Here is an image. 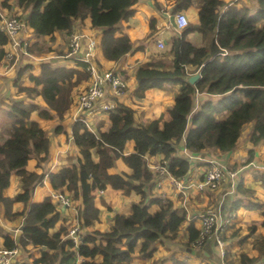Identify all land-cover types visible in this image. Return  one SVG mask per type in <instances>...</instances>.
I'll use <instances>...</instances> for the list:
<instances>
[{"label":"trees","instance_id":"1","mask_svg":"<svg viewBox=\"0 0 264 264\" xmlns=\"http://www.w3.org/2000/svg\"><path fill=\"white\" fill-rule=\"evenodd\" d=\"M10 1L1 0V7L10 9ZM15 1L22 13H28L26 23L37 37L69 33L75 21L89 19L93 29L102 31L100 47L105 60L118 62L133 51L129 38L117 34V25L133 16L132 8L138 0ZM174 1L172 15L192 5V0ZM250 1L255 3L253 10L232 5L221 12L225 0H203L197 24L189 23L174 35L167 51L160 54L170 60L151 59L135 69V97L142 98L150 89L179 85L164 122L162 117L136 121L134 110L117 101L115 110L108 114L110 126L106 131L91 132L80 121L72 125L77 164L49 173L47 181L54 192L79 198L75 223L80 230L78 242L69 236L70 227L53 231L59 221V207L50 197L40 203L31 201L34 190L43 186L45 175L28 170L27 163L32 155L36 168H40L49 155V138L34 118L62 120L72 104L74 90L87 82L90 74L83 62H74V68H53L44 62L36 77L29 74L28 66L20 68L14 87L22 99L5 106L6 123L0 116V217L20 216L22 235L14 240L0 228L3 246L29 253L25 264H132L138 246V257L146 259L155 251V243L173 238L185 221V213L174 209L170 201L153 196L156 176L148 169L146 158L159 156L168 162L167 170L173 177L182 178L188 174L190 163L176 156L182 139L190 155L198 156L205 150L226 154L236 147L243 127L252 123L250 144L264 142V0ZM194 34L200 36L201 46L189 41ZM7 42L0 33V60L5 56L1 47ZM199 70L195 85L183 81L184 76ZM26 80L31 86L25 85ZM197 95L204 100L193 109ZM128 141L134 142V151L125 155ZM118 159L130 174H108ZM12 175L19 181L20 192L7 198L3 191L10 186ZM259 181L264 188V172ZM102 182L124 196H139L131 212L114 214L110 229L104 232L94 228L99 217L94 192ZM235 192L241 198L231 202L230 212L240 208L257 211L263 218V236L252 241L256 257L240 254L231 263L225 254L224 263L264 264V204L242 182H237ZM15 204L22 206L19 214L13 213ZM151 206L158 208L153 214L149 212ZM187 232L190 243L198 238L199 230L193 226Z\"/></svg>","mask_w":264,"mask_h":264},{"label":"crops","instance_id":"2","mask_svg":"<svg viewBox=\"0 0 264 264\" xmlns=\"http://www.w3.org/2000/svg\"><path fill=\"white\" fill-rule=\"evenodd\" d=\"M202 3L203 0H192L191 7L183 12L190 24H197V14ZM225 4L221 12L227 6H235V4L229 1H225ZM10 5V9H3L0 0V15L6 17L22 15L25 29L19 35V38L29 43V50L28 54L23 55L21 50L17 49L18 51L12 55L10 60H6L5 58L0 60V116H2V120L5 123L3 115L5 106L22 99V95L16 94L14 87L17 71L20 68L28 66L30 68L29 74L36 77L39 76L40 65L44 62H49L53 68L75 67L74 60L67 56V41L69 35L72 33L83 35L82 55L87 52L86 44L89 40L95 42L92 61L98 71H115L126 79L127 90L117 101L134 110V119L136 121L154 120L162 117V122H164L167 119V112L174 104V99L179 92V85H169L164 89H150L144 93L142 98H138L133 95V91L135 90L134 72L139 65L151 59L164 58V60H170L166 55L160 57V54L167 51L170 39L174 35L179 34L174 25L175 14H171L175 6L174 0L137 1L132 8L134 10L133 16L126 21H121L117 25V34L126 35L133 47V51L125 55L118 62H109L103 58L100 47L102 31L93 29L89 19L75 21L69 33L55 32L51 36L37 37L26 23L28 13H22L15 0L10 1ZM157 41L165 44L163 51L157 48ZM189 41L195 46L202 45L198 34L192 35ZM1 49L6 55L13 51L8 43L1 47ZM88 83L89 81L79 85L74 90L72 104L62 120L54 118L44 121L34 118L48 136L50 144L48 160L40 168H36V160L32 155L27 163L28 170L45 175L43 186L37 187L34 190L31 199L33 203H40L45 197L51 198L55 193L47 181L49 173H55L61 168L77 164L79 154L72 140L71 128L75 123L76 95L79 91L85 89ZM25 85L31 86V83L26 80ZM203 100V96H195L193 109H196ZM92 123L94 132L97 130L106 131L110 126L108 115L93 117ZM58 129L59 131L56 132ZM252 129V123L245 125L236 147L232 152L226 154H222L216 150H205L201 155H190L183 148L184 139H182L176 156L185 157L190 162L189 172L186 175L187 180H197L204 168L205 161L212 158L237 172L236 183L233 185L228 183L216 192H205L202 194L194 191L189 192L187 198H184L180 194H175L174 189L169 186H166L163 190L153 188V196L165 194L166 199L171 202L174 209L182 210L185 213V221L180 225L173 238H162L155 243V251L151 257L140 259L138 257V246L133 253L132 264H176L177 262L181 264H225V254H227L231 263H235L240 254H246L250 258L257 256L256 251L252 249V241L263 236L262 216L257 211L244 208H240L233 213L230 212L231 202L237 198H241V195L235 192L237 182H242L243 187L253 191L254 196L264 204V188L259 181L260 175L264 172V142L257 146L250 144L249 138ZM133 151L134 142L128 141L124 146L123 153L127 155ZM249 151H252L251 156H249ZM93 160L96 162L95 156H93ZM160 160L159 156L150 157L146 158V163L149 167L150 165L157 164ZM120 172L130 174L131 170L118 159L115 161L114 167L108 170V174L113 175ZM19 187V181L16 176L12 175L10 186L3 191V196L13 198L20 192ZM100 191L102 192L101 194H99ZM94 194L95 207L99 210L98 222L94 224V228L101 232L110 229L111 218L114 214H129L132 204L139 200V196L136 195L124 196L120 191L114 190L107 182H102L101 186L95 189ZM71 200V208L65 210L58 208L59 221L53 228L54 232L59 231L63 227H70L69 229L74 227L80 200L75 196L71 197ZM210 208L217 211L219 225H222L230 214H233L234 218L224 228L221 236V247L216 244L215 240H208L201 248L193 249L189 242L187 229L193 226L199 230L200 223L197 217ZM13 209L14 214H19L22 206L15 204ZM157 210V206H151L149 212L153 214ZM16 218L20 219L18 226L14 225V219ZM0 228L3 229L4 233H10V238L17 240L22 235V218L20 216L6 218L1 214ZM253 228L254 231L252 232ZM249 234H251L249 238L242 240V238L249 236ZM0 243L2 244L1 237ZM36 254L34 255L36 256ZM15 261L17 262L18 260ZM17 263L19 264V261Z\"/></svg>","mask_w":264,"mask_h":264},{"label":"built area","instance_id":"3","mask_svg":"<svg viewBox=\"0 0 264 264\" xmlns=\"http://www.w3.org/2000/svg\"><path fill=\"white\" fill-rule=\"evenodd\" d=\"M189 22L184 13L174 15V25L177 32H181L188 26ZM25 25L18 15L2 16L0 15V33L5 35L12 52L5 54L4 58L10 60L12 55L21 50L23 55L28 54L29 43L19 38L24 32ZM83 35L72 33L67 41V56L74 62H83L85 70L90 74L89 83L86 88L79 91L76 95V113L74 122H81L91 132L93 130L92 118L100 115H108L116 108L117 99H119L127 90V81L115 71H98L92 61L95 42L89 40L86 44L87 52L82 55ZM157 48L161 51L165 49V44L157 41ZM165 160H160L155 165H150L148 169L155 173L156 179L154 189L163 190L166 186L174 189L175 194H180L184 198L188 197L189 192L202 194L205 192H216L226 184L233 185L236 183L237 172L221 164L215 159H207L204 168L195 181L173 177L167 170ZM236 186V185H235ZM102 192L100 191L99 194ZM165 194H160V198L166 199ZM52 201L63 210L71 208L72 200L68 193H54L51 196ZM200 229L198 238L191 243L193 249L201 248L208 240H215L218 246H222L221 236L225 226L229 225L234 218L230 214L222 225L218 223L217 211L210 208L200 214L198 217ZM80 232L79 227L74 225L69 231V236L78 242L77 234ZM18 249H8L0 243V264H18L16 257Z\"/></svg>","mask_w":264,"mask_h":264},{"label":"rangeland","instance_id":"4","mask_svg":"<svg viewBox=\"0 0 264 264\" xmlns=\"http://www.w3.org/2000/svg\"><path fill=\"white\" fill-rule=\"evenodd\" d=\"M226 2L227 1H229V2H231V3H233V4H235V6L237 7V8H240V7H242V6H247L250 10H253L254 9V7H255V3L254 2H252V1H250V0H225ZM19 18L21 19V20H23V17H22V15H19ZM23 22H24V20H23ZM87 81H89V79L87 80ZM86 83V82H85ZM46 129H48V128H46ZM3 138V137H2ZM1 137H0V140L2 139ZM156 195V194H155ZM156 196H160V194H158V195H156ZM163 200H167V199H163ZM20 219L19 218H16V219H14V225H16V226H18L19 225V221ZM2 229V228H1ZM5 234H7L8 236L9 235H11L10 233H5ZM18 250H19V253H18V257L16 258V260H18L19 261V264H25V263H27L28 262V254L29 253H26L24 250H21V249H19V248H17ZM36 252H33V254H35ZM17 261V262H18ZM16 262V263H17Z\"/></svg>","mask_w":264,"mask_h":264},{"label":"water","instance_id":"5","mask_svg":"<svg viewBox=\"0 0 264 264\" xmlns=\"http://www.w3.org/2000/svg\"><path fill=\"white\" fill-rule=\"evenodd\" d=\"M200 78V70L197 71L195 74L192 75H186L182 79L183 81L188 84V85H195V83L199 80Z\"/></svg>","mask_w":264,"mask_h":264}]
</instances>
